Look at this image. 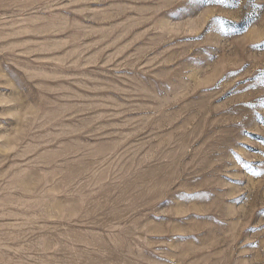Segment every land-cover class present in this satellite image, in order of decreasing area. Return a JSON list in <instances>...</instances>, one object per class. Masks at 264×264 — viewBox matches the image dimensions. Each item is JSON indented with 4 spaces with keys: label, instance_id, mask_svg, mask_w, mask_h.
I'll list each match as a JSON object with an SVG mask.
<instances>
[{
    "label": "rangeland",
    "instance_id": "obj_1",
    "mask_svg": "<svg viewBox=\"0 0 264 264\" xmlns=\"http://www.w3.org/2000/svg\"><path fill=\"white\" fill-rule=\"evenodd\" d=\"M0 264H264V0H0Z\"/></svg>",
    "mask_w": 264,
    "mask_h": 264
}]
</instances>
